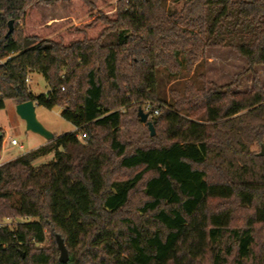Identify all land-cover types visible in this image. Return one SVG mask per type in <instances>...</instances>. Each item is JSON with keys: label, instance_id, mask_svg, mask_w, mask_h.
<instances>
[{"label": "trees", "instance_id": "trees-1", "mask_svg": "<svg viewBox=\"0 0 264 264\" xmlns=\"http://www.w3.org/2000/svg\"><path fill=\"white\" fill-rule=\"evenodd\" d=\"M54 1L0 0V109L57 106L75 128L0 165V264H264V0H65L81 25L45 26ZM209 48L243 58L251 89L194 77ZM145 102L155 133L128 141L119 109Z\"/></svg>", "mask_w": 264, "mask_h": 264}, {"label": "rangeland", "instance_id": "rangeland-1", "mask_svg": "<svg viewBox=\"0 0 264 264\" xmlns=\"http://www.w3.org/2000/svg\"><path fill=\"white\" fill-rule=\"evenodd\" d=\"M89 1L91 3H96L100 0ZM116 1L117 0L104 1L99 7L92 9L90 13L94 16L100 14V11L103 12L108 4H112L114 7ZM182 3L183 0H166V7L178 10ZM70 5L71 4L65 0L39 4L38 9L42 14V24L51 26L61 21H66L68 22L66 25L71 24L80 26L84 17L75 18L69 15L68 10ZM10 20L11 19L8 21ZM246 68L247 65L245 60L237 55L234 50L230 48H209L206 51L205 60L196 66L194 77L202 73L207 81L214 86L226 85L234 82L232 87L234 91H247L252 87V74H244L243 72ZM254 70L258 73L260 81L264 85V66H256ZM29 79L30 81L27 83V87L33 96L46 94L48 92V85L40 73L31 72L29 74ZM165 80L166 77L162 79L161 90L166 92L168 85L164 82ZM212 85H208L207 87L210 88ZM154 105L155 104H153V106ZM138 107L139 106L132 104L129 107H122L119 109L123 114L120 128L125 139L128 141H139L146 138L149 133L147 125L142 123L137 116ZM35 115L39 123L56 137L75 129L70 122L62 118L60 107L56 106L52 109H47L35 104ZM0 136H2L4 141L3 147L0 150V165H3L21 154L34 151L39 146L48 142L39 134L26 129L25 121L16 112V103L11 100H5L4 107L0 109ZM11 139H15L17 145H11ZM262 144L264 145V143ZM251 150L258 153L260 151V145H252ZM52 158L53 153L37 157L32 161V165L38 166L52 160ZM3 224L10 227L13 226L10 220H4ZM44 245L46 246L47 242H45Z\"/></svg>", "mask_w": 264, "mask_h": 264}, {"label": "water", "instance_id": "water-1", "mask_svg": "<svg viewBox=\"0 0 264 264\" xmlns=\"http://www.w3.org/2000/svg\"><path fill=\"white\" fill-rule=\"evenodd\" d=\"M12 23L13 20L8 21V30L7 34H9L12 31ZM35 102L32 100H28L19 104H16V112L17 114L25 121L26 129L34 132L36 134H39L43 138H45L47 141H50L54 139V134L50 131L46 130L41 123L36 118L35 115ZM137 116L139 117L140 121L142 123H145L148 127V130L150 132V135H154V122L149 119V115L141 109V107H138L137 109ZM258 156L264 157V145H260V151L257 153ZM55 242L57 245V248L59 250V257L58 260L62 263L67 262L68 260V253L67 249L65 247V244L63 242V239L59 234L54 235Z\"/></svg>", "mask_w": 264, "mask_h": 264}, {"label": "built area", "instance_id": "built-area-1", "mask_svg": "<svg viewBox=\"0 0 264 264\" xmlns=\"http://www.w3.org/2000/svg\"><path fill=\"white\" fill-rule=\"evenodd\" d=\"M26 83H28L30 81L29 77H27L25 79ZM142 110L143 112L149 114L152 112V115H157L158 114V109L157 108H154L153 104L151 102H145L143 105H142ZM150 117V116H149ZM10 144L15 146L17 145V141L15 139H11L10 140Z\"/></svg>", "mask_w": 264, "mask_h": 264}]
</instances>
